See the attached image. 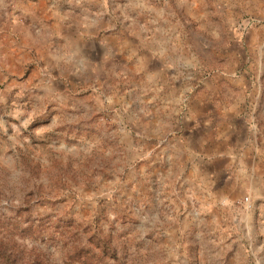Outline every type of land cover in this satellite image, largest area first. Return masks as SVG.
<instances>
[{"label": "rangeland", "instance_id": "1", "mask_svg": "<svg viewBox=\"0 0 264 264\" xmlns=\"http://www.w3.org/2000/svg\"><path fill=\"white\" fill-rule=\"evenodd\" d=\"M31 1L0 0V264H264V0H68L90 5L86 38L126 44L80 85L29 54ZM203 87L248 122L217 195L210 178L181 188L163 150L178 121L158 145L146 116Z\"/></svg>", "mask_w": 264, "mask_h": 264}, {"label": "crops", "instance_id": "2", "mask_svg": "<svg viewBox=\"0 0 264 264\" xmlns=\"http://www.w3.org/2000/svg\"><path fill=\"white\" fill-rule=\"evenodd\" d=\"M73 3L75 5L67 0L66 4L56 6L54 0L31 1L24 14L30 24L29 54L36 55L49 70L65 73L64 70L68 71L69 66L72 83L80 85L88 82L85 77L99 79L109 76L110 58L113 56L124 62L126 44L120 34L111 29L101 36L86 38V31L95 32L96 29L94 21L85 20L90 13V5L88 1ZM72 12L81 15L72 21ZM86 60L91 63H86ZM162 65L160 60L152 64L151 69L161 71ZM204 89L198 88L196 95L186 104L180 103L175 96L166 101L153 102L154 110L146 116L152 125H156V129L152 130V138L156 136L158 145L165 143L162 136L164 116L178 121L172 136L168 132L163 150L171 164L175 161L183 166L180 172L181 188L188 189L192 180L210 178L216 183L213 189L217 195L222 194L231 183V178L226 175L232 163L231 158L236 152H246L248 139L244 133L248 122L241 120L242 115L235 108L232 109L229 102L221 106L215 102L211 104L202 95ZM236 89L240 95L233 103L241 109L249 89L246 85H239ZM181 90L185 92L187 88L182 86ZM181 109L186 111L181 113ZM215 114H218L217 123L212 118ZM214 124H218V127ZM219 125L224 126V130ZM209 200L212 201L209 198L207 202Z\"/></svg>", "mask_w": 264, "mask_h": 264}, {"label": "built area", "instance_id": "3", "mask_svg": "<svg viewBox=\"0 0 264 264\" xmlns=\"http://www.w3.org/2000/svg\"><path fill=\"white\" fill-rule=\"evenodd\" d=\"M242 24H245V22H242ZM235 203L238 205H243L244 208H248L251 205V197L246 194L240 198H237Z\"/></svg>", "mask_w": 264, "mask_h": 264}]
</instances>
